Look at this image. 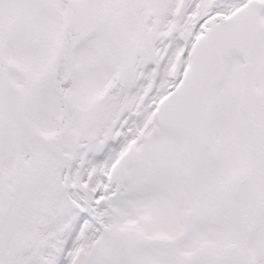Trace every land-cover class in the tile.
<instances>
[{"label":"snow or ice","instance_id":"6c2138e0","mask_svg":"<svg viewBox=\"0 0 264 264\" xmlns=\"http://www.w3.org/2000/svg\"><path fill=\"white\" fill-rule=\"evenodd\" d=\"M0 264H264V0H0Z\"/></svg>","mask_w":264,"mask_h":264}]
</instances>
